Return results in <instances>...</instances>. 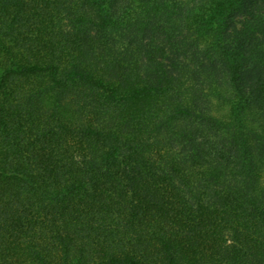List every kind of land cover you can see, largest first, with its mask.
<instances>
[{
	"label": "trees",
	"instance_id": "trees-1",
	"mask_svg": "<svg viewBox=\"0 0 264 264\" xmlns=\"http://www.w3.org/2000/svg\"><path fill=\"white\" fill-rule=\"evenodd\" d=\"M0 264H264V0H0Z\"/></svg>",
	"mask_w": 264,
	"mask_h": 264
}]
</instances>
